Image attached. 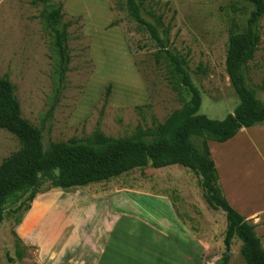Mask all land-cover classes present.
<instances>
[{"label":"rangeland","instance_id":"rangeland-1","mask_svg":"<svg viewBox=\"0 0 264 264\" xmlns=\"http://www.w3.org/2000/svg\"><path fill=\"white\" fill-rule=\"evenodd\" d=\"M141 1L146 22L153 23L147 15L151 11L169 28L167 37L159 30L161 43L133 21L125 0L99 1L107 12L88 14L107 20L98 29L89 24L92 20L63 10L62 23L70 24L66 40L70 62L61 78L54 36L40 18L45 7L32 5L31 0H0V78L13 85L22 116L40 129L44 149L52 142L85 139L95 131L127 138L138 128L153 130L164 123L190 99L171 56L186 61V73L201 98L199 115L219 121L233 114L239 99L225 70L228 39L246 31L253 7L240 0ZM113 30L115 35L106 36ZM254 31L261 43L243 76L255 98L264 103V15ZM108 85L111 93L104 105ZM235 144L229 145L225 162L221 158L223 165L231 170L233 163L249 170L252 180H264L254 155L251 162L240 153L233 157ZM210 146L224 150L222 144ZM18 148L16 139L0 130V164ZM252 163L258 170L255 177ZM199 180L188 169L169 166L133 170L83 188L50 190L36 196L19 225L16 215H7L19 204L13 197L0 223V264H162V258L144 253L148 247L154 254L158 249L151 231L144 230V219L191 234L205 248L202 264H220L227 252L228 264H245L237 239L226 251L225 216L207 207ZM169 242V255L177 261L184 246Z\"/></svg>","mask_w":264,"mask_h":264},{"label":"trees","instance_id":"trees-1","mask_svg":"<svg viewBox=\"0 0 264 264\" xmlns=\"http://www.w3.org/2000/svg\"><path fill=\"white\" fill-rule=\"evenodd\" d=\"M240 1L250 4L253 11L247 20L246 31L229 37L225 59V70L239 104L233 114L219 121L198 114L201 98L186 73V61L171 56V63L190 99L173 111L164 123L156 125L153 130L138 128L127 138L114 139L95 131L85 139L52 142L44 149L40 129L22 116L13 85L8 79L0 78V130L11 134L19 146L0 164V223L6 216V204L13 197L19 204L7 215H16L15 224L19 225L36 196L47 191L105 183L133 170L180 166L200 178L199 186L207 207L224 214L223 245L226 251L230 250L233 239H237L241 243L239 255L245 264H264V250L256 236V226L226 202L208 148V142L223 144L233 139L242 128L264 124V103L255 98L243 76L245 65L253 59L261 43L254 28L264 15V0ZM31 3L45 7L40 18L54 36L62 78L70 62L66 44L70 24L62 23L64 14L60 3L56 7L49 4L50 0H31ZM125 3L133 21L145 27L156 43L162 42L159 30L167 37L169 28L164 27L161 15L155 16L148 11L153 23L146 22L141 17L143 1L125 0ZM110 93L108 85L102 97L104 105ZM228 260L226 254L220 264H228Z\"/></svg>","mask_w":264,"mask_h":264},{"label":"crops","instance_id":"crops-1","mask_svg":"<svg viewBox=\"0 0 264 264\" xmlns=\"http://www.w3.org/2000/svg\"><path fill=\"white\" fill-rule=\"evenodd\" d=\"M87 1L88 0H61V6L64 12L72 16L81 15L84 21L92 20L89 24L95 26L97 29L98 27L104 28V26L107 25V20H94V18L89 17L88 14L98 12L104 14L107 10L104 7L98 6L100 0H91L89 3H87ZM115 33V30H113V32H109L106 36L115 35ZM118 90L121 91L122 89ZM124 90L122 91L124 92ZM113 91L115 92V88ZM235 141V148L231 150L233 157L236 158V153H240L245 162H251V160L253 161L252 157L254 155L255 158L261 162L262 173V169L264 170V124L242 128L233 139L222 144L224 150L221 151L219 149L211 150V142H208L210 156L211 159H214L216 162L214 166L226 202L236 213L256 226L255 233L256 236L260 238L261 247L264 250V180L261 179L258 181L260 177L257 180H252V174L249 170L242 169L239 166L234 167L233 163L231 170H228V164L225 163L223 165L222 163L223 161L225 162V158L227 157L224 154L231 149L229 145ZM250 154H252V156ZM238 159L240 160L241 158L238 157ZM244 161L240 163H245ZM250 167L253 169L252 172L255 177V172L258 170L254 167L253 163ZM228 183L232 185L228 187ZM130 217L132 218V216ZM143 224L146 232L151 231L152 242L158 241L157 254L152 253L150 247L146 248L144 253L162 258V264H202L200 258L205 248L202 247L201 243H197L198 241L193 239L191 234L187 235L186 233H181L162 223H150L145 219ZM169 240L184 246L182 251H178L177 261H173L174 258L169 255L171 250L168 246V244H170ZM148 243L147 241L146 244Z\"/></svg>","mask_w":264,"mask_h":264},{"label":"water","instance_id":"water-1","mask_svg":"<svg viewBox=\"0 0 264 264\" xmlns=\"http://www.w3.org/2000/svg\"><path fill=\"white\" fill-rule=\"evenodd\" d=\"M226 254H227V256L229 255V253H228V252H227Z\"/></svg>","mask_w":264,"mask_h":264}]
</instances>
